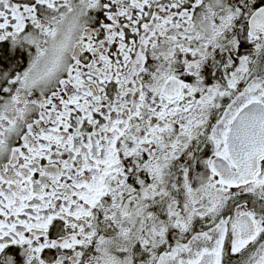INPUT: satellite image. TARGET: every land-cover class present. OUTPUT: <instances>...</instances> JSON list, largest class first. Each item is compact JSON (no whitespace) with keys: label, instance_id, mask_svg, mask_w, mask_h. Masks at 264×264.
<instances>
[{"label":"snow or ice","instance_id":"obj_1","mask_svg":"<svg viewBox=\"0 0 264 264\" xmlns=\"http://www.w3.org/2000/svg\"><path fill=\"white\" fill-rule=\"evenodd\" d=\"M0 264H264V0H0Z\"/></svg>","mask_w":264,"mask_h":264}]
</instances>
